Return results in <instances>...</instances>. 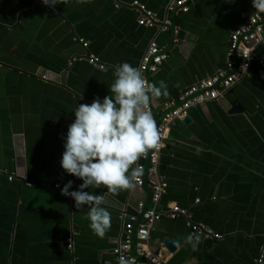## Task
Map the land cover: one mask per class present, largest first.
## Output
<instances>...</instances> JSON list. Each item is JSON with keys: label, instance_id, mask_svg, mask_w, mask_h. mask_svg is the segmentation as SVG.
<instances>
[{"label": "crops", "instance_id": "crops-1", "mask_svg": "<svg viewBox=\"0 0 264 264\" xmlns=\"http://www.w3.org/2000/svg\"><path fill=\"white\" fill-rule=\"evenodd\" d=\"M135 1L161 23L171 18L177 46L170 33L138 25ZM170 2L59 0L51 8L42 0H0V264H119L113 250L122 212L149 205L151 191L89 188L103 195L111 214L103 237L89 229L87 207L75 208L60 193L68 180L70 191L82 183L59 164L72 111L108 95L114 68L139 67L156 41L170 50L152 79L168 89L154 101L158 123L161 104L223 68L231 34L261 13L251 0H191L189 13L170 17ZM256 51L264 57V42ZM89 55L105 69L90 64ZM187 117L189 124L171 125L160 156L159 174L168 183L160 208L187 209L194 224L222 238L198 237L192 247L184 220L163 219L150 234V249L165 264H258L261 256L264 264V74L254 64L218 100ZM166 239L177 242L175 252Z\"/></svg>", "mask_w": 264, "mask_h": 264}, {"label": "clouds", "instance_id": "clouds-1", "mask_svg": "<svg viewBox=\"0 0 264 264\" xmlns=\"http://www.w3.org/2000/svg\"><path fill=\"white\" fill-rule=\"evenodd\" d=\"M58 2L42 0L51 8ZM251 4L264 13V0H251ZM112 75L108 95L94 98L90 104H77L72 111L74 120L63 137L59 161L65 174L82 181L70 191L73 181L68 180L60 193L71 197L75 208L87 207L88 227L97 237H103L110 227L111 214L103 206V195L89 188L103 186L115 193L133 186L141 171L133 164L159 143V130L147 105L152 98L168 95L163 80L146 82L140 68L128 62L115 67ZM186 242L195 247L198 237L190 235ZM119 264L126 262L122 259Z\"/></svg>", "mask_w": 264, "mask_h": 264}, {"label": "built area", "instance_id": "built-area-1", "mask_svg": "<svg viewBox=\"0 0 264 264\" xmlns=\"http://www.w3.org/2000/svg\"><path fill=\"white\" fill-rule=\"evenodd\" d=\"M191 0H171L166 8L168 16L187 14L190 11ZM132 6L140 13L138 25L141 27H158L163 33L172 35L171 44L179 43V30L171 18L159 22L155 15L138 1ZM87 49L88 43L79 40ZM264 42V13L256 14L245 24L237 28L230 36L228 60L223 68L217 70L209 78L197 82L180 92L176 99L161 104L160 120L156 122L159 130V143L153 149L135 162L134 167L140 168V174L135 177L133 186L138 189L147 187L151 191L150 204L139 203L132 213L122 212L126 218L123 233L113 254L118 262L124 260L126 264H165L162 258L149 247L150 234L154 227L163 219L185 221L187 229L193 237H203L220 240L222 237L201 224H194L187 209L174 207L169 211L160 208L161 200L168 191V183L159 174V161L162 151L166 147V140L171 125L187 117L189 111L203 104L218 100L222 94L236 85L255 66L259 73L264 74V57L257 58L256 50ZM170 50L153 41L143 55L139 68L146 82L152 83L153 77L160 67L169 59ZM88 62L100 69H105L98 58L89 55ZM152 98L147 108L154 118V101ZM155 120V119H154ZM156 121V120H155ZM12 180V178H9ZM263 263V256L258 264Z\"/></svg>", "mask_w": 264, "mask_h": 264}, {"label": "water", "instance_id": "water-1", "mask_svg": "<svg viewBox=\"0 0 264 264\" xmlns=\"http://www.w3.org/2000/svg\"><path fill=\"white\" fill-rule=\"evenodd\" d=\"M239 111V107L238 106H234L233 108V112ZM191 122L189 117H186L183 119V123L184 124H189ZM164 245L166 248H168L171 252H175L176 248H177V242L175 240L172 239H166L164 241Z\"/></svg>", "mask_w": 264, "mask_h": 264}]
</instances>
